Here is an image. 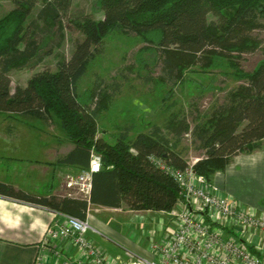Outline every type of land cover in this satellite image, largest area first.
<instances>
[{"label":"trees","instance_id":"16d2710c","mask_svg":"<svg viewBox=\"0 0 264 264\" xmlns=\"http://www.w3.org/2000/svg\"><path fill=\"white\" fill-rule=\"evenodd\" d=\"M13 1V8L0 18V112L46 124L58 121L74 144L58 162L88 168L91 151H96L103 166L93 176L89 200L36 196L0 185L4 193L80 219H87L91 205L170 212L181 197V187L162 165L174 170L190 166L177 149L185 135L203 150L193 168L209 183L233 157L264 146V56L252 71L240 65L243 55L255 52L262 42L252 32L264 27V0H100L99 19L84 10L71 13L73 0H44L33 18L40 0ZM66 26L82 34L71 56L60 54L56 69L36 70L26 84L13 87L14 68H32L41 60L38 36L57 28L59 40L46 51L50 54L60 46ZM114 32L137 36L157 51L161 79L172 86L183 83L193 66L207 69L218 57L228 58L240 83L206 114L197 115L192 126L186 114L163 125L152 124L134 137V126L123 125L111 142L99 135L98 126L119 84L97 74L87 103H82L78 90L88 65L103 54L104 40Z\"/></svg>","mask_w":264,"mask_h":264},{"label":"crops","instance_id":"0c3cea01","mask_svg":"<svg viewBox=\"0 0 264 264\" xmlns=\"http://www.w3.org/2000/svg\"><path fill=\"white\" fill-rule=\"evenodd\" d=\"M16 117L0 115V185L36 196L66 195L65 177L83 168L58 161L73 150L74 144L66 135L51 137L43 121L28 124L17 121ZM213 184L225 196L264 212V146L233 157L224 171L214 174ZM2 187L0 264H35L38 257L42 258V264H65L66 261L77 264L82 255L70 241H43L47 228L56 220L64 221L65 213L20 200L4 193ZM124 208L91 205L87 221L93 229L88 232V239L101 247L114 264L126 262V250L154 258L149 249L150 242L154 238L163 240L168 237L174 225L167 222L168 227L165 226L164 231L171 228L172 232L163 233V238H159V234L140 237L133 219L145 222L142 217H149V221L157 218L155 215L167 212H136L127 208L124 215L118 214Z\"/></svg>","mask_w":264,"mask_h":264},{"label":"rangeland","instance_id":"374dc122","mask_svg":"<svg viewBox=\"0 0 264 264\" xmlns=\"http://www.w3.org/2000/svg\"><path fill=\"white\" fill-rule=\"evenodd\" d=\"M43 1L40 0L35 5L36 8L30 18L35 17L37 11L42 7ZM99 1L73 0L71 13L84 10L91 17L99 19L103 15L99 4H97ZM13 6V0H0V18L9 12ZM40 25L43 26L44 22L40 21ZM56 29V27H51L47 30L46 35L38 36L41 60L36 66L13 69L11 72L13 87L17 84H26V80L36 70L44 67L56 69L60 54L66 58L71 56L75 41L82 38V34L68 27L64 29V38L60 41V46L55 47L50 54H46V51H49L52 47V42L59 40ZM252 35L258 37L262 42H260V46L255 52L245 53L243 58L240 59L241 68L245 71H252L264 56V27L256 28L253 30ZM104 41L103 54L92 59L90 65H88L87 73L79 82L78 91L82 103L90 102V90L97 74L109 81L115 79L119 84L120 88L116 97L107 102L102 114H100V126H98L100 129L99 135L104 134L111 142H114L112 138L119 131L118 126L123 125L134 126L131 134L134 137L138 132L148 130L152 124L163 125L169 119L186 114L192 126L197 115L206 114L214 105L224 100V96L228 91L240 83V80L232 73L233 69L228 58L218 57L215 60L216 62L207 69L201 68L199 64L193 66L185 73L183 83L179 82L177 85L172 86L169 82L165 83L161 79V66L155 63L158 57L157 51L148 48L146 43L139 37L114 32L109 34ZM4 114L0 112V115L4 116ZM5 116L9 118V114H5ZM7 118L2 119L6 120ZM16 119L28 124H37L41 121L19 116ZM46 126L45 128L49 131L51 137H63L65 135L56 120L52 124H46ZM177 149L191 165H194L204 154L203 150L197 148L192 142L190 134L185 135ZM66 189L65 179L64 190L66 191ZM245 207L247 206L245 205ZM126 210L127 207L118 214L124 215ZM129 214L131 215V213ZM155 216L157 218H150L149 221V217H142L145 222L133 219L135 220L133 225L138 230L137 234L141 235L140 237L145 235L151 237L159 234V238H163V233L170 234L172 232L171 228L164 231V227H168V224L174 225L169 212ZM167 222L169 223L167 224ZM258 241L264 249V240L262 242L261 240ZM261 257H263L264 262L263 254Z\"/></svg>","mask_w":264,"mask_h":264},{"label":"built area","instance_id":"2783aa9c","mask_svg":"<svg viewBox=\"0 0 264 264\" xmlns=\"http://www.w3.org/2000/svg\"><path fill=\"white\" fill-rule=\"evenodd\" d=\"M102 156L91 151L88 168L66 178V195L89 200L93 176L102 169ZM181 187V197L169 212L174 231L168 237L154 238L150 250L154 258L126 250L124 264H264V212L225 196L205 176L195 173L190 164L185 170H174L164 164ZM64 221L56 220L47 228L49 240H68L81 257L77 264H114L101 247L88 239L93 228L87 219L64 214ZM258 241V242H257ZM38 257L35 264H42ZM65 264H71L66 261Z\"/></svg>","mask_w":264,"mask_h":264}]
</instances>
